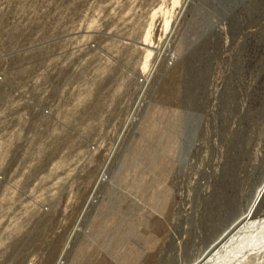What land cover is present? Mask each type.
Instances as JSON below:
<instances>
[{
    "label": "rangeland",
    "instance_id": "rangeland-1",
    "mask_svg": "<svg viewBox=\"0 0 264 264\" xmlns=\"http://www.w3.org/2000/svg\"><path fill=\"white\" fill-rule=\"evenodd\" d=\"M61 61L54 117L0 89V264H196L264 183V0H0V74Z\"/></svg>",
    "mask_w": 264,
    "mask_h": 264
},
{
    "label": "built area",
    "instance_id": "built-area-1",
    "mask_svg": "<svg viewBox=\"0 0 264 264\" xmlns=\"http://www.w3.org/2000/svg\"><path fill=\"white\" fill-rule=\"evenodd\" d=\"M80 61L77 60V68H80ZM68 65L65 62L61 63H54V62H49V64L45 65V72L46 74L52 69L53 73H51L49 75V78H51L52 75H55V73L58 72V69H60L59 73H58V80L55 81L54 84V88L52 90H40V91H36L34 92V86H32V84L34 85H38L36 84L38 82V78L35 79V76L32 77L31 81H29L28 78L25 79L26 84H28L29 90H28V94L25 95L22 91L18 88L19 83H17V79H18V72L14 71V73H11V75H8L5 77L3 75L0 74V89H4V92H6L8 95L11 96V99H14V96H20L23 98V103L22 106L28 107L30 109L33 108L34 111H36V109H38V111H40V113L44 116H49V117H54L53 113H58L61 112V108H56L58 105H60L62 103V97L65 94L64 91H68L69 89L67 88V86L65 85V83L62 80V76H64L65 74H67L68 72ZM80 72V70H79ZM15 77V78H14ZM48 87V86H47ZM45 87V89L47 88ZM33 94H35L38 97H42L39 101L41 104H43L42 106L39 104V102H37L36 99L33 98ZM38 94V95H37ZM2 96H6L5 94H2ZM55 105V107H54ZM49 106H51V109L49 108ZM40 114V115H41Z\"/></svg>",
    "mask_w": 264,
    "mask_h": 264
},
{
    "label": "bare ground",
    "instance_id": "bare-ground-1",
    "mask_svg": "<svg viewBox=\"0 0 264 264\" xmlns=\"http://www.w3.org/2000/svg\"><path fill=\"white\" fill-rule=\"evenodd\" d=\"M101 176H103V174ZM99 181H100V178L96 182L95 187H97ZM260 195H264V183L262 184V186H261L252 206L248 210L247 214L243 218H240L239 220L235 221V224L231 228H229L227 231H225V233L223 235H221L219 239L216 240V242L214 243V246L212 248H210L208 254L206 256H203V258L200 261H198L196 264H211L212 261L216 258V256L218 257L219 254H221L223 251L228 249V247H230L231 244L233 242H235L240 237V234H242V231L245 230V228L248 225L253 223V221H254L253 218L255 217V214L258 211H256L255 208H254L255 210L254 209L252 210V208H253L254 203L256 202V200L258 199V197ZM92 196H93V193L90 195V198L87 201V205L90 202ZM261 220H262V218H261ZM59 260H61V259H59Z\"/></svg>",
    "mask_w": 264,
    "mask_h": 264
},
{
    "label": "water",
    "instance_id": "water-1",
    "mask_svg": "<svg viewBox=\"0 0 264 264\" xmlns=\"http://www.w3.org/2000/svg\"><path fill=\"white\" fill-rule=\"evenodd\" d=\"M264 197V195H260L259 197H258V199L256 200V202L254 203V205H253V208H252V210L255 208L256 209V211H257V209H258V206H259V204L261 203V201H262V199H263V197ZM262 198V199H261ZM261 199V200H260ZM254 209V210H255Z\"/></svg>",
    "mask_w": 264,
    "mask_h": 264
}]
</instances>
